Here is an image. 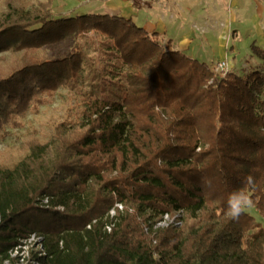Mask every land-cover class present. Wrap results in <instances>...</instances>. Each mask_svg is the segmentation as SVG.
Returning a JSON list of instances; mask_svg holds the SVG:
<instances>
[{"label": "trees", "instance_id": "obj_1", "mask_svg": "<svg viewBox=\"0 0 264 264\" xmlns=\"http://www.w3.org/2000/svg\"><path fill=\"white\" fill-rule=\"evenodd\" d=\"M54 2H4L0 135L62 88L89 106L0 156V264L33 235L26 264H264V224L226 215L242 190L264 219V72L216 75L131 18L54 19ZM92 32L97 58L79 40Z\"/></svg>", "mask_w": 264, "mask_h": 264}, {"label": "rangeland", "instance_id": "obj_2", "mask_svg": "<svg viewBox=\"0 0 264 264\" xmlns=\"http://www.w3.org/2000/svg\"><path fill=\"white\" fill-rule=\"evenodd\" d=\"M198 1L196 7L191 0H55L52 11L54 19L86 14L131 18L135 24L148 32L159 33L162 45L172 41L174 50L207 63L211 69L220 61H228L231 72L238 75H246L256 70L264 72L263 63L251 53L253 41L260 45L259 33L254 30V25L243 22L238 24L239 27L228 30L226 25L231 13L229 0H223L226 18L219 7L213 6L210 13L205 1ZM4 2L5 0H0V16L5 11ZM126 9L130 11L125 13ZM161 17L166 23L164 29L157 26ZM103 38L94 32L79 38L88 52V58L99 56L98 46ZM84 83L82 88L88 92L89 80ZM82 94L79 88H62L48 96L45 104L33 107L19 119L18 127L7 128L6 132L0 135V156L9 162L19 161L24 156L22 143L29 136L34 135L47 142L58 122H72L82 118L89 106L87 96ZM120 96L119 92L112 95L115 100H119ZM262 99L264 100V93ZM246 211L264 224V219L254 207H249ZM24 250L28 256L31 251H42L40 241L32 239L25 245Z\"/></svg>", "mask_w": 264, "mask_h": 264}, {"label": "crops", "instance_id": "obj_3", "mask_svg": "<svg viewBox=\"0 0 264 264\" xmlns=\"http://www.w3.org/2000/svg\"><path fill=\"white\" fill-rule=\"evenodd\" d=\"M191 1H194V5H196V7L198 6V0ZM204 1V3L210 8V13L213 9V6L219 7L223 12L222 14L224 18L227 17V12L224 10L225 6L223 4V0ZM229 5L231 7V13L228 17L226 29L229 30L235 27L237 28L239 27L238 24L243 22L254 25V30L259 33L260 45H258L264 49V0H229ZM157 26L162 29L166 27V23L164 22V19H162V17Z\"/></svg>", "mask_w": 264, "mask_h": 264}, {"label": "clouds", "instance_id": "obj_4", "mask_svg": "<svg viewBox=\"0 0 264 264\" xmlns=\"http://www.w3.org/2000/svg\"><path fill=\"white\" fill-rule=\"evenodd\" d=\"M245 183L249 185L254 184V178L249 175L245 178ZM253 201L250 195L244 191H235L230 194L228 201H227V211L226 215L231 220H239L241 215L244 214L247 208L251 207Z\"/></svg>", "mask_w": 264, "mask_h": 264}, {"label": "built area", "instance_id": "obj_5", "mask_svg": "<svg viewBox=\"0 0 264 264\" xmlns=\"http://www.w3.org/2000/svg\"><path fill=\"white\" fill-rule=\"evenodd\" d=\"M212 70H213V72H214L216 75L225 76V75H227V73L231 72V67H230V64H229L228 61H220V62H218V63L215 65V67H214ZM45 203H47V200H45ZM118 207H119L120 209H123V207H122L121 205H118ZM115 214H116V213H115V210H112V211H111V215L114 216ZM171 222H173V220H170V218H169L168 216H165L164 220H163L162 222H160V223L157 225V227H164V226H167V225H169V223H171ZM107 229H108L109 231H111L112 228H111L110 226H108ZM32 239H33V240L38 239V240L40 241V246H41V238H37L35 235H33L32 238H30V239L27 240V241H24V242H23V245L18 246V247L15 249L14 253H13V256H18V254L21 253V254H20V256L22 257L21 260H20V263H21V264H26V262H25V258H28V254L26 255V252H25L24 248H25V245H26V244H28L29 242L32 241ZM41 247H42V246H41ZM42 250H43V248H42Z\"/></svg>", "mask_w": 264, "mask_h": 264}, {"label": "bare ground", "instance_id": "obj_6", "mask_svg": "<svg viewBox=\"0 0 264 264\" xmlns=\"http://www.w3.org/2000/svg\"><path fill=\"white\" fill-rule=\"evenodd\" d=\"M129 11H130L129 9H126L125 13H126V12L128 13Z\"/></svg>", "mask_w": 264, "mask_h": 264}]
</instances>
